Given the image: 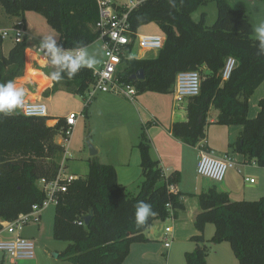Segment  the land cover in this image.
<instances>
[{"label": "trees", "instance_id": "16d2710c", "mask_svg": "<svg viewBox=\"0 0 264 264\" xmlns=\"http://www.w3.org/2000/svg\"><path fill=\"white\" fill-rule=\"evenodd\" d=\"M210 2L217 10L213 24H206L205 12L194 20L192 14ZM0 7L6 18L19 17L23 28L26 11L41 14L65 48L87 47L100 36L95 27L99 20L96 0H0ZM128 23L134 34L141 26L156 23L165 42L152 56L122 57L118 79L134 86L137 95L168 94L178 72L198 71L202 78L200 92L186 102V119L173 122L172 135L189 146L198 145L205 139L209 119L216 111L213 123L241 126L229 144L230 150L264 167V99L258 102L257 115L248 116L249 99L264 81V55L258 54V41L252 36L253 27L245 12L228 0H141L129 11ZM2 43L0 36V48ZM27 46L23 39L15 42L7 55H0V83L24 76ZM229 57L236 64L230 77L222 80L221 71ZM139 69L144 78L132 79ZM54 70L49 62L44 68L49 77ZM92 82V70L85 68L72 78L65 74L62 81H52L43 94L65 89L85 96ZM49 119L25 116L20 110L0 115V220H13L30 211L33 204L41 203L45 195L38 180L53 179L60 167L64 147L57 137L65 135L67 126L62 117L52 126L47 124ZM138 148L142 181L135 196H127L116 169L96 156L87 160L86 176L74 179L65 192L58 193L53 237L68 242L58 257L72 264H124L131 245L147 241L145 231L152 223L169 217L167 203L173 217L184 210L181 198L191 194L168 188L180 182V173L163 174L159 162L150 157L144 131ZM196 196L200 210L194 227L198 234L191 237L194 249L184 253L185 264H208L204 245L207 224L214 225L210 242H228L238 264H264V195L253 201H232L218 183L209 180ZM141 201L150 204L154 214L138 226L134 211ZM90 211L91 218L85 224L83 217Z\"/></svg>", "mask_w": 264, "mask_h": 264}, {"label": "crops", "instance_id": "0c3cea01", "mask_svg": "<svg viewBox=\"0 0 264 264\" xmlns=\"http://www.w3.org/2000/svg\"><path fill=\"white\" fill-rule=\"evenodd\" d=\"M23 22L26 31L25 21ZM13 44L14 42L9 46L5 55ZM28 51H30L29 55L34 54L35 56L34 59L30 57V63L28 64L27 62V65L31 70L39 71L43 77V82L35 80L40 91L37 90L31 93L27 90L29 92L28 96L34 101L40 100L42 103L52 102L53 95L59 90L48 96L43 94L46 89L52 86L51 78L47 75L44 76L42 71L48 63L34 51ZM22 79L24 81L25 78ZM27 79L29 81V77ZM30 84L34 85L33 83L27 85L24 83L26 88ZM60 90L66 91L65 89ZM165 96L167 95L144 92L136 95L135 99L130 100L129 98L109 92H97L85 109L86 118L90 119L94 112L95 117L99 118V123L103 127V130L100 132L102 137L94 143V148L97 150L96 157L101 163L112 165L116 169L117 180L126 188L127 196H135L139 191L142 181L138 143L143 131L149 142L150 157L159 162V166L163 172L167 175L173 171L180 173V182L175 186L176 192L180 191L184 194H191V196L184 195L181 198L184 210L178 211L177 217L165 220H172L174 222L172 225L165 226V221L155 220L145 231L147 241L131 245L130 253L125 259L128 260V264H170V256L176 254L184 258V253L187 252L186 249L190 246L195 247V243L191 240V237L198 234L194 227V220L200 209L195 207L191 200L196 199L197 201L196 195L203 191L209 183V180L197 175L196 171L197 162L202 152H210L220 158L229 156L236 162L235 168H230L226 173L225 179L218 183V188L221 191L227 192L232 201H253L258 200L264 195V167L253 165L252 161L250 162L242 154L230 150L229 144L237 137L241 131V126H226L213 123L217 113L213 111L209 124L206 127L205 139L196 146H189L174 137L171 131L173 122L186 119V111H177L174 102L172 104L169 103ZM260 99H264V81L249 99L248 116L250 118H254L257 115ZM92 106H94V110ZM60 117L58 115L51 116L47 124L50 126L55 125ZM90 131L92 130L90 129ZM90 135L92 137V134ZM67 157L65 155L62 158L67 159ZM189 172L193 175L194 183L192 184V188H186L187 186L184 183ZM246 178H254L255 182L250 184L245 181ZM205 232L206 227L204 235ZM0 237H9V235L1 234ZM27 237L34 240L33 236ZM168 237L171 241L169 246L165 247L164 243L168 240ZM156 241L162 244L158 246L155 243ZM172 243L176 244V253ZM223 243L225 242L214 243V245L220 246ZM54 255L58 257V254ZM43 258L49 259L48 264H55L50 261L49 253L41 251L38 246H36V254L33 259L9 261V264H43Z\"/></svg>", "mask_w": 264, "mask_h": 264}, {"label": "built area", "instance_id": "2783aa9c", "mask_svg": "<svg viewBox=\"0 0 264 264\" xmlns=\"http://www.w3.org/2000/svg\"><path fill=\"white\" fill-rule=\"evenodd\" d=\"M99 8V20L95 27L100 31L99 39L103 44V60L97 67H93V82L85 94V105L87 107L91 98L97 92H109L120 95L130 100L136 97V89L132 85L121 82L117 73L121 65L122 57L135 58L132 53L135 49L139 51L138 58H145L146 53H157L165 42L163 34H134L128 23V13L141 0H130L129 3L120 4L112 3L110 0H96ZM116 6L125 7L124 10L116 9ZM25 28L22 27L20 19L15 25L0 30L2 39L10 38L14 43L26 39ZM29 43V42H28ZM32 51L43 57L48 63V58L39 50L38 45H32ZM71 49V48H65ZM75 49V48H73ZM30 52V51H29ZM236 61L229 57L226 59L224 67L221 71L222 80H227L235 67ZM201 75L196 70L181 71L176 74L172 87L173 102L176 110L185 111L184 107L189 98L197 96L201 87ZM84 110V109H83ZM71 112L64 117L66 123L65 135H60L57 141L64 147L62 157L69 155L65 149L64 142L69 140L78 118L82 116L84 111ZM25 116L48 117L47 107L40 100L25 102L24 108L20 110ZM60 159V167L51 180L41 178L37 184L43 191L45 197L41 203L31 206L30 211L20 213L13 220H0V235L7 234L9 237H0V251L3 261H16L20 259H33L35 256V241L19 234V230L33 222L38 223L42 212L51 204L56 205L58 201V193L67 190V184L77 179L76 174H67L65 171L66 158ZM256 165L255 161H252ZM236 162L229 156L223 158L216 157L210 152H202L196 166L197 174L205 179H209L216 183H220L225 179L226 173L230 168H235ZM166 176L167 174L163 172ZM250 184L255 182L254 178H246ZM169 191L174 192L175 186L170 185ZM170 214L168 218H173L172 209L169 203L166 204ZM167 218V219H168ZM170 242L165 241L164 246L168 247Z\"/></svg>", "mask_w": 264, "mask_h": 264}, {"label": "rangeland", "instance_id": "374dc122", "mask_svg": "<svg viewBox=\"0 0 264 264\" xmlns=\"http://www.w3.org/2000/svg\"><path fill=\"white\" fill-rule=\"evenodd\" d=\"M112 3L118 2L120 4L129 3L130 0H110ZM229 3L234 8L242 9L249 22L251 23L253 27V37L256 38V34L254 29L256 26H258L260 23L264 22V2L261 0H228ZM201 12L206 13V24L212 25L213 22L216 19V5L214 2H210L205 6L199 7L193 14L192 18L194 20L199 19V15ZM3 11L0 7V30L4 28H9L19 20L16 17H13L11 19L6 18V16H3ZM19 18V17H18ZM24 21L26 24V40L28 43V46L26 47V63H25V71L24 76L17 78L14 80L15 84L18 87H25L24 83L27 85L29 83H33L34 85L30 84L27 90H29L31 93H34L38 90V85L36 84L35 80L38 82H43L42 74L39 71H34L29 68L27 65L30 63V59H34V54L29 55V51L32 47L30 44L38 45L40 44V40L44 37H47L49 35H55L58 39V33L55 29H53L50 25L47 24L45 18L33 11H26L24 13ZM139 34H162L161 30L157 26L156 23H149L146 25L141 26L138 31ZM8 39H3L4 45L0 48V55H5L6 51L8 50L9 46L12 45V41ZM3 44V43H2ZM88 49V52L90 55H93L96 60L97 64L94 67H97L101 64L103 60V44L100 39L96 40L92 44L86 47ZM153 52L146 53L145 57H149L154 55ZM7 55V54H6ZM132 55L135 58L139 57V51L135 49L132 53ZM31 57V58H30ZM28 66V67H27ZM29 68V69H28ZM44 76L46 75V71L42 70ZM29 77V81H27V78ZM22 78H25L24 81ZM33 78V79H32ZM29 82V83H28ZM40 91V90H38ZM29 93V92H28ZM166 100L172 104L173 102V95L172 92L166 94ZM32 97V96H31ZM94 97V96H93ZM93 97L91 98L90 102L92 101ZM30 96L27 95L25 98V102L27 101H34ZM85 96H79L75 93H70L68 91L59 90L56 94L53 95V101L52 102H44L47 107V114L48 117L51 116H61L66 117L71 112H78L82 111L84 109L85 105ZM135 99V97H134ZM89 102V103H90ZM88 103V105H89ZM92 109L94 110V106H92ZM72 110V111H71ZM86 113L83 112L82 116L78 119V122L76 126L74 127L71 135L69 136V140L64 142L65 149L69 153L67 155V174H76L78 176L84 177L86 176L88 172V166H87V160L91 158L89 154L88 145H92L94 147V143L99 140L102 135H100V132L103 130V127L99 123L100 120L98 117H95L94 112L93 116L90 119L86 118ZM90 129L92 131H90ZM92 134V137L91 135ZM91 137V139H90ZM58 138V137H57ZM198 175V174H197ZM205 179V178H204ZM186 188H192L193 181V175L191 172L187 174V178L185 180ZM195 207H198L197 201L191 200ZM54 208L55 205L51 204L48 206L41 214L40 221L38 223H29L25 226H23L19 232L22 236H33L35 245L38 246V248L41 251H46V253H49L50 255V261H52L55 264H70L69 261L64 260L60 257H55L54 254H60L64 248L67 247L68 242L63 240H57L53 237V218H54ZM161 221V220H160ZM174 222L172 220L165 221L166 225H172ZM214 233V225L213 224H207L206 225V232L204 235V245L206 247V261L208 264H238V261L236 257L234 256L230 245L228 242L223 243L222 245L215 246L214 243L210 242L211 237ZM28 238V237H27ZM168 241L170 242L171 239L168 237ZM158 246L162 243L155 242ZM36 246H35V254H36ZM172 246L174 247L175 253H176V244L172 243ZM194 248L192 246L188 247L187 251H192ZM35 257V256H34ZM3 260L2 253L0 251V262ZM43 264H48V260L46 258H43ZM5 262L3 264H9V259L4 260ZM185 264L184 258H182L180 255H172L170 256V264ZM72 264V263H71ZM124 264H128V260L124 261Z\"/></svg>", "mask_w": 264, "mask_h": 264}, {"label": "clouds", "instance_id": "9594fccd", "mask_svg": "<svg viewBox=\"0 0 264 264\" xmlns=\"http://www.w3.org/2000/svg\"><path fill=\"white\" fill-rule=\"evenodd\" d=\"M258 41V54L264 55V22L254 29ZM55 35H49L40 40L39 50L48 58V62L55 70L50 73L54 82H60L65 74L68 78L76 76L81 69H92L97 60L90 55L84 46L75 49H65L64 45ZM28 91L24 87H18L14 81L0 83V115L8 116L17 110H22ZM150 204L138 202L134 211L135 222L138 226L144 225L153 215Z\"/></svg>", "mask_w": 264, "mask_h": 264}, {"label": "water", "instance_id": "95a60500", "mask_svg": "<svg viewBox=\"0 0 264 264\" xmlns=\"http://www.w3.org/2000/svg\"><path fill=\"white\" fill-rule=\"evenodd\" d=\"M132 79H143L144 78V73H143V70L142 69H139L138 71H136L135 74H133L131 76ZM88 149H89V154L91 157L93 156H96L97 154V150L92 146V145H88ZM91 214H92V211H90V213L86 216L83 217V221L85 224H88L90 218H91Z\"/></svg>", "mask_w": 264, "mask_h": 264}, {"label": "bare ground", "instance_id": "6f19581e", "mask_svg": "<svg viewBox=\"0 0 264 264\" xmlns=\"http://www.w3.org/2000/svg\"><path fill=\"white\" fill-rule=\"evenodd\" d=\"M154 53V52H153Z\"/></svg>", "mask_w": 264, "mask_h": 264}]
</instances>
